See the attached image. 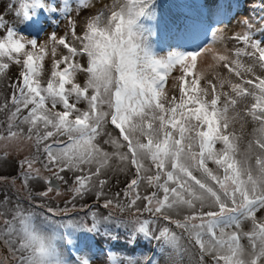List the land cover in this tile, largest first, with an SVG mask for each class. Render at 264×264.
<instances>
[{
    "label": "snow or ice",
    "instance_id": "1",
    "mask_svg": "<svg viewBox=\"0 0 264 264\" xmlns=\"http://www.w3.org/2000/svg\"><path fill=\"white\" fill-rule=\"evenodd\" d=\"M94 7L92 0L10 3L8 10L34 30L28 33L0 14V77L11 64L20 67L10 97L0 104V111H7L6 135L0 139L32 148L20 162L27 206L7 196L0 201L2 264H91L61 247L79 252L84 234L116 238L119 230L131 244L138 238L155 241L157 253L142 261L109 253L110 264H160L157 254L168 264H184L186 255L194 258L189 264H264V217L257 216L264 210V75L256 72L264 73V26L253 31L247 23L242 34L230 37L239 46L221 51L214 46L215 32L204 44L178 17L157 20L156 0H111L86 16L78 33L72 13L79 17ZM60 20L67 21L65 35L53 31L41 42L46 24ZM153 25L175 42L166 53L150 42ZM58 46L66 50L59 58ZM203 54L211 56L209 69L222 66L227 75L213 71L206 79L207 70L195 72ZM49 55L51 71L43 86ZM177 68L180 75L172 77L169 94L168 78ZM78 73L86 74L83 85L76 82ZM248 98L254 102L244 114L254 127L242 150L238 105ZM113 161L121 171H135L122 195L104 199L107 215L89 207L84 216H73L74 204L44 207L29 191L30 180L43 178L47 190L38 195L54 190L59 195L52 178L66 183L61 173L70 171L72 200L95 189L99 201ZM42 169L51 177H42ZM142 184L154 190L142 195ZM114 209L127 215L115 216ZM181 210L185 214L174 218ZM244 223L248 231H242Z\"/></svg>",
    "mask_w": 264,
    "mask_h": 264
},
{
    "label": "rangeland",
    "instance_id": "2",
    "mask_svg": "<svg viewBox=\"0 0 264 264\" xmlns=\"http://www.w3.org/2000/svg\"><path fill=\"white\" fill-rule=\"evenodd\" d=\"M14 2L18 7V0H0V14L4 15L7 22L11 25H14L17 29L25 33L33 32L34 30L32 28L25 26L22 19H17L14 12L8 10V5ZM92 2L95 4V7L81 12L79 17H76L75 12L72 13L73 17L77 18L78 20L77 32L81 31L83 26V21L86 16L94 13L97 9H99L103 5L111 3V0H92ZM197 2H199L201 5H205V8L209 11V14L212 15L210 19H207L208 22L212 21L210 22L212 29H210V31L207 32V27L210 26H205L196 35L198 36L199 41L206 40L209 41L210 43V40L213 39V33L214 32L217 33V43L214 46L221 51H223L225 47L231 49L234 46H239L237 44V41L230 39V37H232L234 34H242L245 31L242 30V28L246 27V22L254 25L253 31L264 26V19H262L264 18V0H156L157 3L156 19L159 20L162 15L165 19H174L178 17L179 22L181 24L187 25L188 27H191L195 31L194 28H197L198 26L197 19L199 20L201 18L200 14L204 15V11L202 10L203 6H201ZM214 4H217L222 8L217 9L216 7L213 6ZM237 9H239L240 11L238 13L237 12L235 13ZM223 16L226 18L229 17L228 25L222 24V20L225 19ZM152 27H153V34L149 38L150 42L158 50L160 48H163L164 53H166L169 50L168 45L173 44L175 42L168 38L167 33L162 28L155 27V25H153ZM46 29L47 30L41 33L40 35L41 42L46 40L48 35L53 31L56 32L58 37L65 35V33L68 31V24L66 20H60L59 23H55V24L49 21L46 24ZM205 32L207 33L206 39L204 36ZM2 35L3 33L0 32V36ZM221 37L222 39H220ZM65 52L66 50H64L62 46H58L57 58H59V56L61 54H64ZM51 59H52L51 55H49L45 59L44 62L45 68L51 69L50 67L51 63H49L51 62ZM85 61L86 58H81V62L84 63ZM211 63H213V61L211 60L210 54H203L202 56L197 58V67L194 71L198 73L207 70L206 79H212L213 71H218L221 74L227 75V70L224 69L222 66L217 69H209L208 65ZM19 71H20L19 66L15 64H11L9 69L6 71V74L3 77H0V86H4V84L8 85V81H10L11 83L15 82L18 78ZM256 72L257 74H261L259 68L256 69ZM179 75H180V71L177 68L173 70L170 77L168 78L166 90L169 92V94L172 93V84L174 83L172 77H176ZM82 77L84 78L83 81H79V79H81ZM233 79L235 78L233 77ZM85 80H86L85 73L77 74L76 81L84 82ZM203 83L204 81H201V84ZM1 92L2 90L0 89V93ZM176 94L178 95V90ZM251 103H252L251 98H248L245 102L238 105V111L240 112L241 117H243L242 110H244L247 105L250 106ZM83 104L84 103L82 102L79 106H83ZM6 118H7V111H0V135H6V123H5ZM237 125L240 127L239 123ZM6 144L7 147H5ZM216 146H218V144ZM0 153H4L10 156V157H6L5 159L7 161L4 162L6 165L9 166V168L18 167L21 170L20 162L24 159L25 156L32 155V148L30 145L24 144L23 142L17 144L15 142H7L0 139ZM35 167H40V165L37 164L35 165ZM195 174L199 175V173H195ZM41 176L51 177V173L44 171L42 169ZM20 178L21 176L19 178L15 176H7L5 173L0 171V186L4 184L6 187L11 188L14 191L18 192L19 197H21L22 195L25 196V194L27 193L21 190L22 180ZM71 185L72 182L69 183L66 181V183L64 182L63 185L59 187L60 189L59 195H57L55 190L52 193H49V195L52 198H54L56 201H66L72 197V193L69 191ZM125 186L126 185H124L122 189H124ZM104 193L105 196L103 197L111 198V194L109 192L104 191ZM94 195L95 193L89 192L85 196L87 199L88 197H92ZM3 196L4 197L7 196L10 198V196L5 193ZM2 199L4 200V198ZM10 201L13 200L10 198ZM73 204L78 205L79 200H77L75 203L72 202V205ZM87 205L88 204L84 205L85 207H80V208L75 206L77 210L75 213H78L79 216H84L85 213L88 211L89 207H91ZM0 207H2V205H0ZM71 207L72 206H70L69 208ZM81 208H83L84 211H80ZM107 211L109 210L107 209ZM113 211L115 216L125 215L120 213L119 210L114 209ZM185 212L186 210H181L179 213H172V215L174 216V218L178 216L182 217V215L185 214ZM145 216H147V213H145ZM113 231L115 234L116 230ZM108 248L111 250V252L108 251V256L109 253H112L115 256L120 257L123 261H127L130 258L138 261H142L143 257L145 256L149 257L157 253L155 241L149 243L148 241L142 238H138L135 244H131L127 239V233L124 232L123 230H119V235L116 238H114L113 236H105L102 233L95 235L84 234L82 244H79V249H80L79 252L82 253V257L84 259H88L91 262V264H110V261L109 259L107 260V256H106V249ZM71 252L73 254H76L73 250H71ZM5 255H6V250L4 249L3 245H0V264H2ZM189 256L192 257L191 255ZM156 259L160 261V264H168V259L164 255L157 254ZM205 259L210 261L211 258L206 257ZM184 264H189L187 255L185 256Z\"/></svg>",
    "mask_w": 264,
    "mask_h": 264
},
{
    "label": "trees",
    "instance_id": "3",
    "mask_svg": "<svg viewBox=\"0 0 264 264\" xmlns=\"http://www.w3.org/2000/svg\"><path fill=\"white\" fill-rule=\"evenodd\" d=\"M82 31V29H81ZM80 31V32H81ZM192 31V29H191ZM193 32V31H192ZM79 33V32H78ZM213 40V39H212ZM210 40V42L212 41ZM51 63V62H49ZM83 63V62H81ZM86 63V61L84 62ZM51 67V66H50ZM50 68H45V72L44 75L41 79L42 85L46 86L48 77L50 75ZM261 75H264V73H261ZM83 77L81 79H79V81H83ZM81 85H83V83L85 82H78ZM11 84L10 81H8V85L6 86L4 84V86H0V89L2 90V92L0 93V103H4L5 100L7 98L10 97L11 93H12V89L9 87V85ZM254 101H252L253 103ZM248 106V105H247ZM246 106V107H247ZM81 109L86 108V104L84 103L83 106H79ZM243 113V118H244V129H243V137H242V141L240 144L241 149L243 150L246 147V142L251 139V133H252V129L254 127V124L251 120V117L249 116H245L244 114V110H242ZM238 124V123H237ZM235 124V129L239 132L241 131L240 127ZM108 130L112 131L113 130V126L112 125H108ZM113 135H116V131H113ZM105 148H107L109 151H111L112 149L110 148V146L105 145ZM217 148H220L221 145L218 144V146H216ZM6 157H8L6 154L4 153H0V171L5 173L7 176H15V177H20L21 176V171L18 167L16 168H9L8 165H6L4 162H6L7 160L5 159ZM147 163V162H146ZM254 163V161H253ZM114 164V170H108L105 174V177L108 180V183L105 185V189L104 191H107L111 194V197H113V195H115V193L120 192V190L122 189V187L124 185H126L131 178H133L134 175V169H132L131 167H128L126 169H124L123 171L120 170V167H115L116 162L113 161ZM209 168L216 170V166L212 163H209ZM61 175L64 176L65 181L67 182H72L73 178H74V173L70 172V171H65L64 173H61ZM21 179V178H20ZM22 180V179H21ZM64 182L59 181L60 186L63 185ZM47 190V184L45 183V180L43 178L40 179H33L29 181V191L31 192L32 196L34 197V202L37 204H41L44 207H53V208H64V207H70L72 206V203H67L69 200H72V197L66 201H56L54 198H52L50 195H48L47 197H41L38 194L40 192L46 191ZM154 189L148 187L146 184H142L140 191L141 194H149L151 191H153ZM95 189L93 191H91L92 193H95ZM14 191L11 188L6 187L4 184H2V186H0V201H3L2 198H4V193L8 194L10 196V198L14 201L16 200H21L22 203L25 204V206H27V200L24 199L27 194L22 195L21 197L18 196V192ZM122 195V192H121ZM110 196V195H109ZM13 197V198H12ZM104 198H110V197H101L99 201L96 200V196H92V197H88L86 199V196H84L83 198L77 197L76 200H72L73 203H75L77 200H79V204L75 205L76 207H85L84 205L88 204L87 206H91L92 210L96 211L98 214L100 215H107L108 211L107 209L102 208V202H104ZM86 199V200H85ZM7 203V202H5ZM138 205L142 207L143 205V201L138 202ZM3 207V205H2ZM205 211H207V209H205ZM121 213V212H120ZM127 215V213H122ZM73 216H79L78 213H73L71 214ZM258 218L260 217H264V210H261L260 212L257 213ZM147 217V216H145ZM56 219H62V217H56ZM250 225L248 223H244L242 225V231H248L249 230ZM82 240H83V236L82 238L79 240V244H82ZM242 244L247 245V240H242L241 241ZM71 250H73L76 254H73L71 252ZM61 251L65 252L66 254L71 252L72 256L71 258H76L77 256L82 257V253L80 252H76L75 248H71L70 246H62L61 247ZM187 258L189 261H192L194 258L190 257L189 255H187ZM185 262V261H184Z\"/></svg>",
    "mask_w": 264,
    "mask_h": 264
},
{
    "label": "clouds",
    "instance_id": "4",
    "mask_svg": "<svg viewBox=\"0 0 264 264\" xmlns=\"http://www.w3.org/2000/svg\"><path fill=\"white\" fill-rule=\"evenodd\" d=\"M54 2H55V0H54ZM198 4H200L199 2H197ZM201 5V4H200ZM201 6H203L202 7V9L204 10V5H201ZM238 11H240L239 9H237ZM238 11H237V13H238ZM247 23V22H246ZM229 24V23H228ZM8 156V155H7ZM8 157H10V156H8ZM12 158V157H11ZM58 183H59V181H58ZM94 211V210H93ZM107 260L109 259V256H108V253H107ZM143 260V259H142ZM109 262V261H108Z\"/></svg>",
    "mask_w": 264,
    "mask_h": 264
},
{
    "label": "water",
    "instance_id": "5",
    "mask_svg": "<svg viewBox=\"0 0 264 264\" xmlns=\"http://www.w3.org/2000/svg\"><path fill=\"white\" fill-rule=\"evenodd\" d=\"M52 183H53L54 185H58V186L60 187V184H59L58 181L55 180L54 178H52Z\"/></svg>",
    "mask_w": 264,
    "mask_h": 264
}]
</instances>
